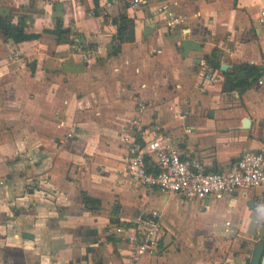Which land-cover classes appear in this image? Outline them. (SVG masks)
I'll use <instances>...</instances> for the list:
<instances>
[{
	"label": "crops",
	"instance_id": "0c3cea01",
	"mask_svg": "<svg viewBox=\"0 0 264 264\" xmlns=\"http://www.w3.org/2000/svg\"><path fill=\"white\" fill-rule=\"evenodd\" d=\"M106 1L0 0L1 16H27L40 35L13 44L0 34V264H251L264 188L203 200L146 188L125 173L124 137H165L215 171L264 149V83L223 92L221 68L216 83H200L214 49L221 66L264 69V0H167L184 18L172 32L161 0L133 9L115 0L112 17L136 22L117 54L113 24L92 14ZM58 25L71 42L58 41ZM99 44L91 62L75 50ZM152 210L162 214L160 250L135 261L130 237Z\"/></svg>",
	"mask_w": 264,
	"mask_h": 264
},
{
	"label": "built area",
	"instance_id": "2783aa9c",
	"mask_svg": "<svg viewBox=\"0 0 264 264\" xmlns=\"http://www.w3.org/2000/svg\"><path fill=\"white\" fill-rule=\"evenodd\" d=\"M159 11L163 15V26L167 32L177 30L184 23V18L168 8L167 0ZM116 1H106L100 13L93 11V15L101 16L112 23L111 9ZM149 0H133L130 8H139L148 4ZM258 20L264 24V6L259 10ZM75 50L87 62L100 57L105 48L99 44L94 48L76 45ZM264 62V56L262 58ZM207 71L201 73V85L216 83L220 78L219 69L210 66L207 60H202ZM258 82L264 83V76ZM186 119L188 115L182 113ZM186 132L192 134L194 129L186 125ZM127 143L125 173L138 184L152 189L158 188L165 193H176L187 199H206L209 196L222 197L234 195L238 192L251 193L258 188H264V149L248 150L234 165L226 171L209 169L199 159L185 155L178 147L172 145L165 137H158L140 143L136 138L125 135ZM153 158V161L150 160ZM139 230L131 236L133 248L132 258L140 260L144 255L154 256L160 250V243L164 235L162 214L158 210L147 212L136 220ZM117 231L123 232L122 228ZM135 264V263H134Z\"/></svg>",
	"mask_w": 264,
	"mask_h": 264
},
{
	"label": "trees",
	"instance_id": "16d2710c",
	"mask_svg": "<svg viewBox=\"0 0 264 264\" xmlns=\"http://www.w3.org/2000/svg\"><path fill=\"white\" fill-rule=\"evenodd\" d=\"M135 16H129L128 12H121L112 19L111 29L114 31L112 54H117L121 50V46L125 42H132L136 39ZM27 16H21L17 23L13 22V18L0 15V34L7 42L19 44L24 41L33 40L40 35L29 33L27 31ZM58 34V41L71 42V30L58 25L54 31ZM218 49H214L212 54L207 57V62L214 68H221V61L217 57ZM223 92L232 93L238 91L243 93L252 84L264 76V69L258 65L248 62L234 64L230 70L224 72ZM84 201L88 205L95 206L99 200L83 193Z\"/></svg>",
	"mask_w": 264,
	"mask_h": 264
},
{
	"label": "water",
	"instance_id": "95a60500",
	"mask_svg": "<svg viewBox=\"0 0 264 264\" xmlns=\"http://www.w3.org/2000/svg\"><path fill=\"white\" fill-rule=\"evenodd\" d=\"M232 65L227 64V63H223L221 66V69L223 71L228 70L229 68H231ZM250 123V120L247 118L244 121L245 127H247ZM251 264H264V238L261 239L256 247L254 248L253 254H252V258H251Z\"/></svg>",
	"mask_w": 264,
	"mask_h": 264
}]
</instances>
